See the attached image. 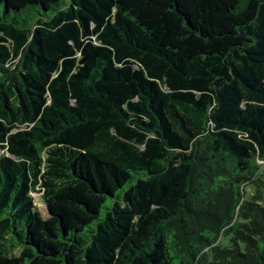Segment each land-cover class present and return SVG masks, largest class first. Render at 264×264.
Listing matches in <instances>:
<instances>
[{
  "label": "trees",
  "instance_id": "16d2710c",
  "mask_svg": "<svg viewBox=\"0 0 264 264\" xmlns=\"http://www.w3.org/2000/svg\"><path fill=\"white\" fill-rule=\"evenodd\" d=\"M0 6V264H264V0Z\"/></svg>",
  "mask_w": 264,
  "mask_h": 264
},
{
  "label": "rangeland",
  "instance_id": "374dc122",
  "mask_svg": "<svg viewBox=\"0 0 264 264\" xmlns=\"http://www.w3.org/2000/svg\"><path fill=\"white\" fill-rule=\"evenodd\" d=\"M0 11H4V6H0ZM41 12V9H33L31 11H28L24 14H20V15H16L15 13H13L11 16H7L8 20H17L18 22H29L32 23L35 21V19L39 16V13ZM3 154L2 152H0V155ZM33 198L35 201L36 206L38 207L39 211L41 212V214L43 215L44 218H46L47 215V209H46V205L45 202L42 199V194L41 193H37V194H33Z\"/></svg>",
  "mask_w": 264,
  "mask_h": 264
}]
</instances>
